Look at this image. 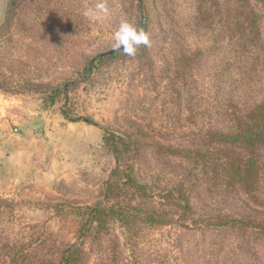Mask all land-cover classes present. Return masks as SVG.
I'll list each match as a JSON object with an SVG mask.
<instances>
[{"label": "rangeland", "instance_id": "obj_1", "mask_svg": "<svg viewBox=\"0 0 264 264\" xmlns=\"http://www.w3.org/2000/svg\"><path fill=\"white\" fill-rule=\"evenodd\" d=\"M199 1L108 0L110 18L95 20L82 13L96 0H22L3 30L8 0H0V198L13 205L11 235L76 242L74 208L96 204L122 164L152 190L183 184L199 216H236L249 204L168 154L186 138L187 124L184 84L171 81L173 50L193 41ZM255 7L264 31V9ZM122 20L138 28L145 22L151 47L88 73L90 61L115 50L112 35ZM105 131L133 142L124 158L105 144ZM127 233L116 226L112 235ZM141 236L138 245L122 240L105 256L92 239L85 264H264L260 239L246 233L145 226Z\"/></svg>", "mask_w": 264, "mask_h": 264}, {"label": "trees", "instance_id": "obj_2", "mask_svg": "<svg viewBox=\"0 0 264 264\" xmlns=\"http://www.w3.org/2000/svg\"><path fill=\"white\" fill-rule=\"evenodd\" d=\"M21 2L8 0L1 29L11 27ZM257 4L264 9V0H200L193 41L174 46L170 66L171 81L181 79L184 84L187 124L186 138L168 146V154L194 166L207 184L234 190L249 203L244 210L236 216L225 212L199 216L183 184L152 190L122 164L96 204L74 208V243L60 245L44 233L11 235L13 205L0 198V264H85L84 247L92 239L98 240L105 256L109 247L119 248V241L138 245L145 226L250 234L260 239L264 256V31ZM141 27L147 31L145 22ZM121 54L99 55L85 70L92 73ZM105 134V144L124 158L133 142L122 134ZM135 198L145 203L133 205ZM116 226L126 227L129 234L112 235Z\"/></svg>", "mask_w": 264, "mask_h": 264}, {"label": "clouds", "instance_id": "obj_3", "mask_svg": "<svg viewBox=\"0 0 264 264\" xmlns=\"http://www.w3.org/2000/svg\"><path fill=\"white\" fill-rule=\"evenodd\" d=\"M108 0H96L94 7H86L82 15L89 19H108L111 16ZM113 49L129 57H135L141 46L151 47L152 41L148 31L135 24L122 20L112 35Z\"/></svg>", "mask_w": 264, "mask_h": 264}, {"label": "water", "instance_id": "obj_4", "mask_svg": "<svg viewBox=\"0 0 264 264\" xmlns=\"http://www.w3.org/2000/svg\"><path fill=\"white\" fill-rule=\"evenodd\" d=\"M113 52H117V50H113V51H111V52H109V53H113Z\"/></svg>", "mask_w": 264, "mask_h": 264}]
</instances>
